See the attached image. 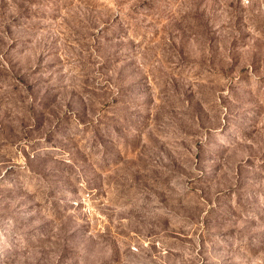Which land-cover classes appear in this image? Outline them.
<instances>
[{
    "label": "rangeland",
    "instance_id": "374dc122",
    "mask_svg": "<svg viewBox=\"0 0 264 264\" xmlns=\"http://www.w3.org/2000/svg\"><path fill=\"white\" fill-rule=\"evenodd\" d=\"M0 264H264V0H0Z\"/></svg>",
    "mask_w": 264,
    "mask_h": 264
}]
</instances>
